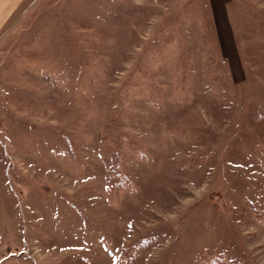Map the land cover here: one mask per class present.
I'll return each instance as SVG.
<instances>
[{
	"label": "rangeland",
	"instance_id": "1",
	"mask_svg": "<svg viewBox=\"0 0 264 264\" xmlns=\"http://www.w3.org/2000/svg\"><path fill=\"white\" fill-rule=\"evenodd\" d=\"M0 264H264V0H0Z\"/></svg>",
	"mask_w": 264,
	"mask_h": 264
}]
</instances>
